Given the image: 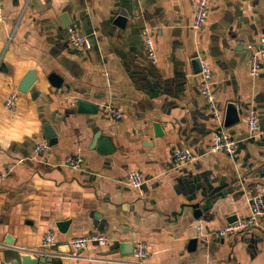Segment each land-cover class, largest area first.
I'll return each mask as SVG.
<instances>
[{
	"label": "crops",
	"instance_id": "crops-1",
	"mask_svg": "<svg viewBox=\"0 0 264 264\" xmlns=\"http://www.w3.org/2000/svg\"><path fill=\"white\" fill-rule=\"evenodd\" d=\"M196 2L2 0L0 172L8 176L0 183V264H23V255L40 259L37 264H139L131 254L138 242L149 250L143 264H264V217L257 228L214 235L249 214L252 196H264V66L258 77L250 73L252 52L264 36V0H210L199 32L191 28ZM63 14L91 37L90 51L70 48ZM118 15L128 18L123 28L114 23ZM145 28L157 64L147 56ZM199 57L213 71L211 90L223 123L228 104L238 108L240 121L225 127L240 143L234 161L212 152L219 123L201 95ZM32 72L36 82L19 93ZM54 74L61 88L49 80ZM14 92L19 101L10 113L4 101ZM80 101L97 112L80 113ZM108 105L124 118L109 116ZM250 110L259 119L253 136ZM47 126L57 143L37 154ZM98 132L114 152L97 150ZM173 149H190L195 160L177 166ZM76 154L85 160L78 171L64 165ZM133 170L144 180L139 190L128 184ZM65 221L70 224L61 232L58 224ZM50 231L57 248L42 247ZM94 233L109 243H91L77 259L55 256Z\"/></svg>",
	"mask_w": 264,
	"mask_h": 264
},
{
	"label": "built area",
	"instance_id": "built-area-1",
	"mask_svg": "<svg viewBox=\"0 0 264 264\" xmlns=\"http://www.w3.org/2000/svg\"><path fill=\"white\" fill-rule=\"evenodd\" d=\"M210 0H197L196 10L191 28L195 32L201 31L206 24L208 15V6ZM3 22V4L0 0V23ZM68 33V44L70 48L76 52H87L93 48V41L90 36L83 35L76 27L71 26L67 30ZM143 41L146 47V53L149 60L153 64L158 63V56L155 48V43L149 28H145L142 32ZM201 83L200 91L201 95L207 101L208 107L211 111L213 118L219 123V127L213 136V147L212 152H222L226 154L229 160L234 161L239 151L240 143L235 140L231 134L226 130L223 117L216 103L214 95L211 90L213 82V71L210 65L204 59H201ZM264 66V36L259 40L258 46L253 50L250 58V73L253 77H258ZM19 101V93L14 92L8 95L4 101L5 109L14 113L17 109ZM107 114L115 120H122L124 114L121 110L115 109L112 105H108L105 108ZM247 129L250 136H253L259 130V119L258 115L254 110H250L246 116ZM49 148L48 141H42L39 143L35 152L42 153ZM171 159L177 166H184L193 163L195 156L190 149H173L171 153ZM85 160L83 156L76 154L67 156L64 160V165L72 170H82L84 167ZM8 173L0 172V183L6 180ZM128 184L134 189H141L144 184L142 174L138 170H133L129 173ZM264 217V196L254 195L250 198V211L249 214L243 217H238L237 220L228 223L223 228L219 229L214 233L218 238L233 236L243 231L254 229L259 227L260 219ZM201 230V227H199ZM109 238L106 235L94 233L91 235L75 238L66 246L69 249L67 252H57L55 256L57 258H69L77 259L80 258L82 252L91 243H96L99 246H106L109 243ZM42 247L44 248H57L58 243L54 232L50 231L43 237ZM149 256V250L147 244L138 242L134 247V258L139 264H143ZM11 264V263H7Z\"/></svg>",
	"mask_w": 264,
	"mask_h": 264
},
{
	"label": "water",
	"instance_id": "water-1",
	"mask_svg": "<svg viewBox=\"0 0 264 264\" xmlns=\"http://www.w3.org/2000/svg\"><path fill=\"white\" fill-rule=\"evenodd\" d=\"M60 20L63 24V27L65 29H68L69 27L72 26V22L69 19L67 14H63L60 17ZM128 18L124 17L122 15H118L114 21V23L123 28L126 24H127ZM198 63L200 65V72H201V61L198 58ZM37 77L35 75L34 72L29 73L25 79L21 82V84L19 85V93H28L30 91V89L32 88V86L34 85V83L36 82ZM49 80L51 81L52 85L56 88H61L62 84H63V80L61 78H59L57 75H51L49 77ZM77 110L80 113H95L98 110V107L94 104L85 102V101H80L77 105ZM240 121V114L238 112V108L236 106V104L230 103L228 104L227 107V114L225 117V122H224V126L226 128L238 123ZM155 128L157 130V134L161 135L162 131H161V127L159 124L155 125ZM45 139L46 141H48L50 146H53L57 143V137L55 135V133L52 131V129L47 126L45 129ZM93 143H96L95 147H97V150L102 153V154H111L112 152L115 151V148L113 147V143L112 141L105 136H102L101 133H97L94 137ZM198 213H200V210L197 211ZM237 220V217L234 218L233 221ZM232 221V222H233ZM70 221H65V222H61L58 224L59 229L61 230V232H65L66 228L69 226ZM197 239H193L190 242V246L192 249H194L197 246ZM132 253H134V244H132ZM130 254V255H131ZM129 256V254H127ZM21 260L23 262V264H37L39 262L40 259H32V257L30 255H23L21 256Z\"/></svg>",
	"mask_w": 264,
	"mask_h": 264
}]
</instances>
